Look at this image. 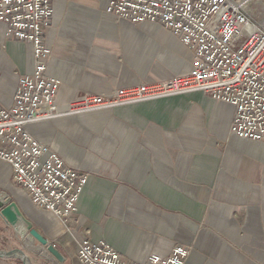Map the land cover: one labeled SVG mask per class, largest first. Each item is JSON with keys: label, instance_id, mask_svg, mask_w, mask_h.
<instances>
[{"label": "crops", "instance_id": "obj_1", "mask_svg": "<svg viewBox=\"0 0 264 264\" xmlns=\"http://www.w3.org/2000/svg\"><path fill=\"white\" fill-rule=\"evenodd\" d=\"M109 1L52 0L44 42L59 115L27 127L87 176L75 214L63 223L35 207L1 161L0 192L54 246L63 261L54 264H81L83 239L105 241L127 264L168 257L177 246L191 249L185 264H264V145L229 132L230 105L192 93L69 111L84 94L162 83L192 68L193 53L177 36L117 20L106 13ZM32 71L31 46L8 39L0 23V108H10L18 79ZM10 249L0 234V251Z\"/></svg>", "mask_w": 264, "mask_h": 264}, {"label": "built area", "instance_id": "obj_2", "mask_svg": "<svg viewBox=\"0 0 264 264\" xmlns=\"http://www.w3.org/2000/svg\"><path fill=\"white\" fill-rule=\"evenodd\" d=\"M53 13L52 0H0L5 36L29 44L33 58V71L18 79L10 108H0V161L10 166L12 183L35 207L66 223L76 212L87 176L66 167L27 129L59 115L58 82L47 74L51 50L44 42ZM106 13L133 25L159 24L191 49L192 68L162 83L103 96L84 94L71 103V113L201 93L233 108L232 135L264 145V0H110ZM190 253L177 246L168 257L152 255L145 264H185ZM77 259L81 264H127L103 240H81Z\"/></svg>", "mask_w": 264, "mask_h": 264}, {"label": "water", "instance_id": "obj_3", "mask_svg": "<svg viewBox=\"0 0 264 264\" xmlns=\"http://www.w3.org/2000/svg\"><path fill=\"white\" fill-rule=\"evenodd\" d=\"M0 234L4 244L13 246L9 251H0V259H16L22 264H32L33 257L50 264L63 262L54 246L49 245L24 217L12 197L2 192Z\"/></svg>", "mask_w": 264, "mask_h": 264}, {"label": "rangeland", "instance_id": "obj_4", "mask_svg": "<svg viewBox=\"0 0 264 264\" xmlns=\"http://www.w3.org/2000/svg\"><path fill=\"white\" fill-rule=\"evenodd\" d=\"M260 14L262 15L263 14V10L260 8Z\"/></svg>", "mask_w": 264, "mask_h": 264}]
</instances>
